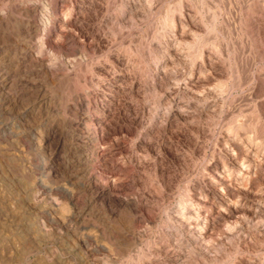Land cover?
I'll return each instance as SVG.
<instances>
[{
    "label": "rangeland",
    "instance_id": "1",
    "mask_svg": "<svg viewBox=\"0 0 264 264\" xmlns=\"http://www.w3.org/2000/svg\"><path fill=\"white\" fill-rule=\"evenodd\" d=\"M0 264H264V0H0Z\"/></svg>",
    "mask_w": 264,
    "mask_h": 264
},
{
    "label": "bare ground",
    "instance_id": "2",
    "mask_svg": "<svg viewBox=\"0 0 264 264\" xmlns=\"http://www.w3.org/2000/svg\"><path fill=\"white\" fill-rule=\"evenodd\" d=\"M49 169V168H48ZM42 182V181H41ZM39 192V191H38Z\"/></svg>",
    "mask_w": 264,
    "mask_h": 264
}]
</instances>
